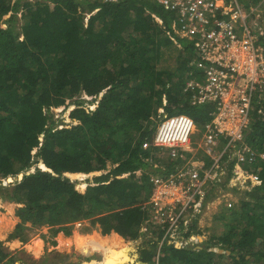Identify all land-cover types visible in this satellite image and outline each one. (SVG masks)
I'll use <instances>...</instances> for the list:
<instances>
[{
    "label": "trees",
    "instance_id": "16d2710c",
    "mask_svg": "<svg viewBox=\"0 0 264 264\" xmlns=\"http://www.w3.org/2000/svg\"><path fill=\"white\" fill-rule=\"evenodd\" d=\"M175 19L148 0H0V181L34 169L0 186L11 204L0 207L7 236L0 264H15L7 245L24 242L26 228L48 226L60 239L85 221L105 246L137 242L119 264H264V160L248 167L262 184L227 210L221 235L206 237L196 220L182 221L174 243L160 245L165 231L147 224L151 177L165 157L143 146L167 118L187 115L204 129L215 112L184 93L196 76L191 62L199 60L193 44L184 42L175 70L158 69ZM74 106L69 119L78 124L59 129L62 119L54 121L52 110L65 114ZM254 106L243 140L261 154L264 99ZM180 160L169 156L163 165ZM234 167L231 160L228 182Z\"/></svg>",
    "mask_w": 264,
    "mask_h": 264
},
{
    "label": "built area",
    "instance_id": "2783aa9c",
    "mask_svg": "<svg viewBox=\"0 0 264 264\" xmlns=\"http://www.w3.org/2000/svg\"><path fill=\"white\" fill-rule=\"evenodd\" d=\"M67 1L80 3L85 0ZM104 1L117 3L122 0ZM148 1L175 14L171 25L175 35L170 31L167 34L180 49L181 40L193 44L199 58L193 69L196 78L188 79L184 93L191 97L193 105L213 104L215 107L203 134L205 153L211 158V164L192 162L166 176L151 177L153 190L148 206L154 215L147 224L152 223L165 231L160 241L163 245L174 243V230L181 219L195 218L211 187L226 175L227 165L223 171L222 162L233 160L236 163L238 160L251 166L258 157L260 162L264 160V153L254 151L243 140L251 124L254 104L264 99V0L256 3L253 0ZM157 21L162 25L161 20ZM196 127L187 115L167 118L157 127L153 143L143 147L154 146L178 160L191 150ZM221 137H224L222 143ZM241 167L237 165L232 178L237 190H252L262 184L259 173L250 175L248 169L238 171Z\"/></svg>",
    "mask_w": 264,
    "mask_h": 264
},
{
    "label": "rangeland",
    "instance_id": "374dc122",
    "mask_svg": "<svg viewBox=\"0 0 264 264\" xmlns=\"http://www.w3.org/2000/svg\"><path fill=\"white\" fill-rule=\"evenodd\" d=\"M31 1L34 2V0ZM6 19H9V17H7ZM168 31L175 35V33L171 31L170 27H168ZM184 42L186 41H180L183 49H185L187 45H189ZM179 50V46L174 42H172V45L163 47V55L161 57V60L157 64L158 69L169 71L175 70L177 65V57H179L180 54V52L178 54ZM194 61L195 56L193 61L191 62L193 69L197 64H194ZM83 98L85 99V101L90 100L86 96H83ZM86 107L90 108V110L94 109V106L91 105L90 107L86 105ZM74 108L75 106L70 108L67 112H65V114H62L61 109L52 110V112L54 113V121H59L60 119H62L61 124L63 126H60L59 129L71 128V126L78 124L69 119V114ZM203 134V127L197 126L196 132L192 138L191 150H188V152L183 151L185 152V154H182V160L175 163L170 168L163 165L167 162L168 156L166 155V153L161 152L159 154V157L163 156L165 158L162 159V164H158L160 166L158 167V172L153 174L152 176H166L169 171H173L178 167H185L189 164H192V162H210L211 158L208 157L205 153V139ZM41 140H43V138H41ZM222 142H224V137H221V143ZM35 153L36 150L33 152V154ZM249 159H251V156L249 157ZM260 159L261 158L258 157L256 158V160H254L253 157V160L256 161L257 164H260ZM174 161L176 162L177 160ZM229 162L230 160L222 162V170L226 167L227 163L229 164ZM238 164L242 165L241 169H239L238 171H246V169H248L249 167L247 164L238 162L237 160L232 173L236 172V167ZM39 166L43 168V165L40 164ZM156 167L157 166H154V169H156ZM111 169L112 167L108 165L106 169L99 172L96 176L103 175L109 172ZM32 171L34 172V169L30 170V172ZM137 174L141 175V173L139 172ZM226 182V185L228 186L221 187V184H225ZM11 183L12 182L7 181V179H2L0 181V185L4 186L5 188L10 187ZM215 187H217L218 191L215 192V195L213 197H211L212 200L209 205H207L205 208H201L202 212L200 213V216H198V228H201L200 230L203 231V234L206 237L219 236L224 232L225 226L221 218L225 213H228L227 210L237 209L238 207H240L242 200H245V191H251L249 189H243L240 191L233 189L232 179L229 182L227 181V173L222 177V180L220 182L215 183L214 189ZM85 188L81 187V190L84 191ZM220 189L221 191L223 190V193L221 194ZM1 192L2 191L0 190V207L8 209L9 207H11V204L3 200V198L1 197ZM229 204L232 205V208L229 207ZM3 223L0 222V241L7 238L5 223ZM50 229L51 227L48 226H43L37 229L26 228L23 236L25 238L24 242L20 240L11 241L7 245V248L11 257H14L15 264H95L98 262H102L103 264L105 261L106 264H117V262H119L121 258L126 257L128 252L133 251L137 245V242H130L123 243V245L119 246H105L102 238L97 232V228L91 226V223L89 221L82 222L80 223V225L77 223L73 228L71 236H64L62 234V238L60 239L58 237L52 238ZM53 241H55L56 244H53Z\"/></svg>",
    "mask_w": 264,
    "mask_h": 264
},
{
    "label": "crops",
    "instance_id": "0c3cea01",
    "mask_svg": "<svg viewBox=\"0 0 264 264\" xmlns=\"http://www.w3.org/2000/svg\"><path fill=\"white\" fill-rule=\"evenodd\" d=\"M211 163L210 162H208L207 163V165L209 166ZM190 165V164H189ZM189 165H187V166H189ZM186 166V167H187ZM178 168H180V169H182V168H184V167H178ZM178 168H176V169H174V170H177ZM225 169H227V167L225 168ZM226 173H227V171H226ZM166 174V173H165ZM227 183H225V184H221V187H225V186H228V185H226ZM220 185V184H219ZM233 189H235V190H237V188H235L234 186H233ZM218 191V189H217V187H215V189H214V186L213 187H211V189H210V192L208 193V195L204 198L205 200L202 202V204H201V208H205L207 205H209V203L211 202V200H212V196H213V194L215 193V192H217ZM220 191H221V189H220ZM223 191V190H222ZM220 192V194L221 193H223V192ZM202 212V210H200L199 212H197L196 213V216H195V218H192V219H189L188 221L187 220H182L181 219V221L180 222H182V221H185V222H192L193 220H196L197 221V225H198V216H200V213ZM179 222V223H180ZM156 226V225H155ZM144 227V226H143ZM179 228L177 227L175 230H174V232H176L177 230H178ZM199 229V228H198ZM201 229V228H200ZM199 229V230H200ZM201 231V230H200Z\"/></svg>",
    "mask_w": 264,
    "mask_h": 264
},
{
    "label": "water",
    "instance_id": "95a60500",
    "mask_svg": "<svg viewBox=\"0 0 264 264\" xmlns=\"http://www.w3.org/2000/svg\"><path fill=\"white\" fill-rule=\"evenodd\" d=\"M33 172V171H32ZM32 172H30V171H28V172H26V173H22V174H20L19 176H18V178L17 179H15V180H22L23 178H24V176L25 175H29L30 173H32ZM15 180H10V182H13V181H15ZM124 258V257H123ZM123 258H121L120 260H119V262H117V264H119L122 260H123Z\"/></svg>",
    "mask_w": 264,
    "mask_h": 264
},
{
    "label": "clouds",
    "instance_id": "9594fccd",
    "mask_svg": "<svg viewBox=\"0 0 264 264\" xmlns=\"http://www.w3.org/2000/svg\"><path fill=\"white\" fill-rule=\"evenodd\" d=\"M254 3V2H253ZM18 178V176H16V177H10V178H8L7 179V181H9L10 182V180L12 179V180H15V179H17ZM16 181V180H15ZM14 181V182H15ZM17 181H21V180H17ZM14 182H12V183H14ZM1 186V185H0Z\"/></svg>",
    "mask_w": 264,
    "mask_h": 264
}]
</instances>
